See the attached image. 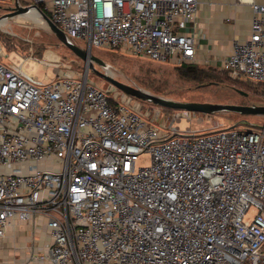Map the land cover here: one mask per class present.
<instances>
[{"label": "built area", "instance_id": "2783aa9c", "mask_svg": "<svg viewBox=\"0 0 264 264\" xmlns=\"http://www.w3.org/2000/svg\"><path fill=\"white\" fill-rule=\"evenodd\" d=\"M236 1L252 10L250 33L210 63L196 54L199 0H34L85 47L264 83V1ZM22 64L0 60V239L14 218L42 215V264L264 260V124L180 129L177 113L159 129L160 111L85 72L43 81Z\"/></svg>", "mask_w": 264, "mask_h": 264}, {"label": "rangeland", "instance_id": "374dc122", "mask_svg": "<svg viewBox=\"0 0 264 264\" xmlns=\"http://www.w3.org/2000/svg\"><path fill=\"white\" fill-rule=\"evenodd\" d=\"M12 0L2 2L10 3ZM21 5L35 3L34 0H18ZM40 5V4H37ZM5 12L0 9V14ZM12 24L0 25L1 47L5 56L0 60L3 63H19L23 59V68L39 80L56 79L59 75L68 72L87 73L88 77L104 89H118L107 79L92 69H86L84 60L62 44L41 18L20 14L8 17ZM76 43L85 47L86 41L75 37ZM91 53L103 59L109 67L113 78L145 90L151 94L177 101H210L236 104H264V85L251 83L234 86L228 79L217 82H198L187 80L178 75L177 69L170 64L146 56H139L121 48H109L92 45ZM96 69L105 72L106 66L93 61ZM203 66V64H200ZM117 71V72H116ZM110 75V74H109ZM120 76V77H119ZM234 87L246 92L238 93ZM142 103V109L158 110L160 113L153 119L159 129L168 124L170 116L180 114L175 121L180 129L189 127L192 130H208L216 126L239 125L243 128L264 124V114H242L232 111L215 113H201L172 109L156 103L132 97ZM151 116H149L150 118ZM148 118V119H149ZM149 164V154L142 152L136 159L137 166ZM264 264V260L260 263Z\"/></svg>", "mask_w": 264, "mask_h": 264}, {"label": "crops", "instance_id": "0c3cea01", "mask_svg": "<svg viewBox=\"0 0 264 264\" xmlns=\"http://www.w3.org/2000/svg\"><path fill=\"white\" fill-rule=\"evenodd\" d=\"M251 16L250 6L236 0H199L197 57L219 63L220 58L231 52L233 39L242 41L248 37ZM13 223L0 239V264H42L36 256L44 254L50 241L46 218L42 215L22 221L14 218Z\"/></svg>", "mask_w": 264, "mask_h": 264}, {"label": "water", "instance_id": "95a60500", "mask_svg": "<svg viewBox=\"0 0 264 264\" xmlns=\"http://www.w3.org/2000/svg\"><path fill=\"white\" fill-rule=\"evenodd\" d=\"M31 8H34L38 11L40 16L44 20L45 24L48 26L49 30L62 44H64L73 53H75L78 57L84 60L87 70L89 68L92 69L97 74L107 79L118 89L131 96L140 98L142 100H147L156 103L160 106H164L172 109L197 111L206 114L215 113L219 111H232L242 114H264V104H236V103H223V102H210V101H177L162 96L154 95L145 90L136 88L130 84L123 83L113 78L107 72H102L96 69L93 65V61L101 66H106L105 61L100 57L92 54L90 51L91 48L89 46L82 47L74 40H72L68 35H66L59 27L56 26V24L50 19V17L38 7L36 3L21 5L18 0H14V4L0 3V9L5 11L2 14H0V21L10 16H15L17 14L25 13L29 11ZM234 90H236L238 93H241L243 95L247 94L243 90L236 87H234Z\"/></svg>", "mask_w": 264, "mask_h": 264}, {"label": "trees", "instance_id": "16d2710c", "mask_svg": "<svg viewBox=\"0 0 264 264\" xmlns=\"http://www.w3.org/2000/svg\"><path fill=\"white\" fill-rule=\"evenodd\" d=\"M38 7L43 10L41 5H38ZM173 67L177 69V73L180 77L185 78L187 80H193L198 82H217L218 80H222L225 78L228 79L232 85L237 87H239V85L237 84H242L245 82V84H248L250 87H252L251 83L264 85V83L253 82L249 80L231 79L225 70L216 69L212 66H200L197 64L182 63ZM260 263L261 262H259L258 264Z\"/></svg>", "mask_w": 264, "mask_h": 264}, {"label": "bare ground", "instance_id": "6f19581e", "mask_svg": "<svg viewBox=\"0 0 264 264\" xmlns=\"http://www.w3.org/2000/svg\"><path fill=\"white\" fill-rule=\"evenodd\" d=\"M21 14H28L29 16L36 17V18H41L42 19V17L38 13V11L36 9H34V8H31L29 11H27L25 13H21ZM17 15H20V14H17ZM8 23L12 24V22H11V20L9 18H5V19H3V20L0 21V25H4V24H8ZM105 69H106L105 72H107L110 75H113V72H112V70L109 67L106 66Z\"/></svg>", "mask_w": 264, "mask_h": 264}]
</instances>
